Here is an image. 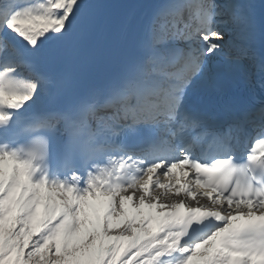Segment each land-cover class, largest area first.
Returning a JSON list of instances; mask_svg holds the SVG:
<instances>
[{"label": "snow or ice", "instance_id": "1", "mask_svg": "<svg viewBox=\"0 0 264 264\" xmlns=\"http://www.w3.org/2000/svg\"><path fill=\"white\" fill-rule=\"evenodd\" d=\"M233 22L249 44L226 59L254 61L259 36L264 72V9L249 0H171L138 30L100 0H0V264H264V107L243 160L234 147L256 110L221 126L222 155L201 160L180 142L188 122L231 111L206 76ZM85 44L115 71L62 110L22 121L39 97L25 63ZM97 131L121 153L103 166ZM53 158L80 160L82 174L53 172Z\"/></svg>", "mask_w": 264, "mask_h": 264}, {"label": "bare ground", "instance_id": "2", "mask_svg": "<svg viewBox=\"0 0 264 264\" xmlns=\"http://www.w3.org/2000/svg\"><path fill=\"white\" fill-rule=\"evenodd\" d=\"M138 6H139V4H136L135 6H133L130 10H129V12L127 13V15H126V21H125V23H124V25L125 26H128L129 24H132V22L133 21H139V22H143V24H144V22H145V16L144 15H141L140 17H139V15H138ZM135 27H138V26H135Z\"/></svg>", "mask_w": 264, "mask_h": 264}]
</instances>
